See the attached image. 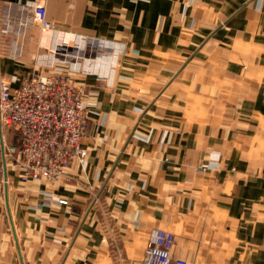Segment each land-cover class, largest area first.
I'll list each match as a JSON object with an SVG mask.
<instances>
[{"label": "crops", "instance_id": "0c3cea01", "mask_svg": "<svg viewBox=\"0 0 264 264\" xmlns=\"http://www.w3.org/2000/svg\"><path fill=\"white\" fill-rule=\"evenodd\" d=\"M38 1L63 40L126 50L111 82L76 77L85 160L55 182L5 173L0 264H117L105 212L128 264H144L153 228L191 264H264V0ZM30 68L0 54L13 86Z\"/></svg>", "mask_w": 264, "mask_h": 264}, {"label": "built area", "instance_id": "2783aa9c", "mask_svg": "<svg viewBox=\"0 0 264 264\" xmlns=\"http://www.w3.org/2000/svg\"><path fill=\"white\" fill-rule=\"evenodd\" d=\"M41 32L30 71L13 86L0 76V183L7 182L9 165L15 167L20 181L48 179L55 182L67 174L74 157L83 162L87 151L89 110L83 99L80 74H94L112 81L118 57L126 50L124 42L94 35L75 34L73 41L60 37V30L47 18L46 7L38 0L8 2L0 0V54L26 63L35 28ZM37 50V49H36ZM108 60L102 64V60ZM19 136L17 143L6 140V131ZM68 200L43 194V204ZM108 210V209H107ZM107 237L117 264H128L123 256L122 240L111 214L104 213ZM174 235L153 228L148 238L144 264H191L175 258L171 250Z\"/></svg>", "mask_w": 264, "mask_h": 264}, {"label": "rangeland", "instance_id": "374dc122", "mask_svg": "<svg viewBox=\"0 0 264 264\" xmlns=\"http://www.w3.org/2000/svg\"><path fill=\"white\" fill-rule=\"evenodd\" d=\"M38 30V28L36 27L35 28V31H34V34L32 36V39H31V45H30V49L27 51L26 53V61L30 62V63H33L34 64V57L36 55L37 52H40V51H43L44 49H42L40 46H36L34 45V40H35V35H36V31ZM37 49V50H36ZM122 54V53H121ZM120 54V55H121ZM124 54V53H123ZM120 55L118 57V60L120 58ZM12 134H16L15 131L13 130H9V131H6V140L7 142L11 143L12 141L9 139L10 136H12ZM18 135V134H17ZM9 167H13L11 165H9ZM8 167V168H9ZM15 169V167H13ZM8 170V169H7ZM16 170V169H15ZM17 171V170H16ZM7 173V172H6ZM20 179V178H19Z\"/></svg>", "mask_w": 264, "mask_h": 264}, {"label": "trees", "instance_id": "16d2710c", "mask_svg": "<svg viewBox=\"0 0 264 264\" xmlns=\"http://www.w3.org/2000/svg\"><path fill=\"white\" fill-rule=\"evenodd\" d=\"M111 249H112V244H111Z\"/></svg>", "mask_w": 264, "mask_h": 264}]
</instances>
